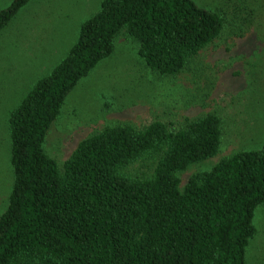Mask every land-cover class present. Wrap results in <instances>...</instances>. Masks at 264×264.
<instances>
[{"label": "trees", "instance_id": "trees-1", "mask_svg": "<svg viewBox=\"0 0 264 264\" xmlns=\"http://www.w3.org/2000/svg\"><path fill=\"white\" fill-rule=\"evenodd\" d=\"M28 1L0 8V32ZM224 21L193 0H100L64 57L3 121L12 181L0 213V264H247L254 212L264 203V141L222 156L180 186L181 171L219 151L218 114L178 126L106 125L62 163L44 147L66 95L113 52L121 31L151 71L175 75ZM137 161L147 170L134 174Z\"/></svg>", "mask_w": 264, "mask_h": 264}, {"label": "rangeland", "instance_id": "rangeland-1", "mask_svg": "<svg viewBox=\"0 0 264 264\" xmlns=\"http://www.w3.org/2000/svg\"><path fill=\"white\" fill-rule=\"evenodd\" d=\"M10 0H0V8ZM224 17L221 34L175 75L151 71L124 31L113 52L68 92L46 134L45 150L62 163L87 135L106 125L141 128L162 120L175 126L185 118L213 112L222 119L217 154L179 173L210 168L239 149L264 141V0H193ZM100 0H29L0 32V213L7 204L11 171L7 164L6 122L35 81L47 74L76 41L80 24L99 9ZM149 160L145 162L146 165ZM142 161L131 171H146ZM257 232L246 247L247 264H264V203L254 212Z\"/></svg>", "mask_w": 264, "mask_h": 264}]
</instances>
